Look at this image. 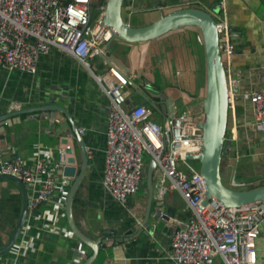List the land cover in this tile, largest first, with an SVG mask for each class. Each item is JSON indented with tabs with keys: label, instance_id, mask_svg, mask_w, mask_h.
<instances>
[{
	"label": "crops",
	"instance_id": "obj_1",
	"mask_svg": "<svg viewBox=\"0 0 264 264\" xmlns=\"http://www.w3.org/2000/svg\"><path fill=\"white\" fill-rule=\"evenodd\" d=\"M156 4L167 8L199 7L208 12L214 5L219 6L214 16L225 18L235 44L233 56L225 63L229 92L235 97L230 103L226 134L232 148L221 162V177L223 184L233 189L260 184L264 180V131L254 128L250 105L244 96L264 86V0H133L132 7L149 8ZM198 35L183 31L158 41L152 48L148 44H115L105 51L110 63L131 80L124 92L125 110L148 106L138 90L153 87L161 92L157 104L168 100L174 116L188 112L202 118L205 61ZM103 60L98 57L92 62L94 73L104 70ZM46 104L65 108L83 131L89 166L71 205L76 228L93 242L114 237L126 240L111 248L100 247L92 264H175L169 260L174 229L162 232V228H151L147 232L142 227L144 217L158 203L154 181L150 209L145 179L125 205L116 203L102 189L108 99L91 73L56 48L39 57L35 74L0 68V116L15 111L14 105L19 111ZM165 119L169 117L163 114L152 118L155 123L160 122L157 124ZM13 121L15 124L5 135L4 150L0 142V160L21 158L30 166L46 157L53 162L58 160L64 147L58 143L61 137L57 132L66 128L65 122L50 121L42 113L24 114ZM61 173L55 171L56 190L50 202L28 213L18 239L20 248L0 256V264H82L91 254L69 229L65 215L69 183ZM163 203L162 213L176 228H183L191 216L185 201L179 194L170 193ZM22 205L23 196L17 185L0 180V246L13 232ZM148 226H153L151 219ZM256 253L258 264H264V222ZM213 264L223 263L216 258Z\"/></svg>",
	"mask_w": 264,
	"mask_h": 264
},
{
	"label": "built area",
	"instance_id": "obj_2",
	"mask_svg": "<svg viewBox=\"0 0 264 264\" xmlns=\"http://www.w3.org/2000/svg\"><path fill=\"white\" fill-rule=\"evenodd\" d=\"M94 2L0 0V68L35 74L39 57L52 48L73 57L91 73L108 99L103 191L125 205L143 184L146 156L155 163L153 181L158 203L167 194L177 193L191 214L185 226L172 234L169 260L175 264H213L219 258L223 264H258L256 241L264 222V203L225 208L212 200L204 205L203 178L187 159L201 151L202 118L180 112L157 124L152 118L158 112L150 106L124 109V92L131 80L117 66L103 60L101 73L92 70L90 62L104 55L112 38L111 29L101 23L105 0L99 2L96 14L91 9ZM216 31L223 39L220 49L228 63L235 44L222 15L217 18ZM234 97L229 92V108ZM244 98L250 105L254 128L264 131V86ZM12 109L18 108L14 105ZM66 160L64 150L55 162L46 157L31 166L21 158L0 160V175L25 185L31 212L50 202L56 190L55 171H60ZM20 246L17 241L9 252Z\"/></svg>",
	"mask_w": 264,
	"mask_h": 264
},
{
	"label": "water",
	"instance_id": "obj_3",
	"mask_svg": "<svg viewBox=\"0 0 264 264\" xmlns=\"http://www.w3.org/2000/svg\"><path fill=\"white\" fill-rule=\"evenodd\" d=\"M132 2L133 0H105L104 16L101 23L112 32V38L105 48L106 51L113 49L115 44L125 46L148 44L152 48L158 41L183 31L199 33L198 39L203 46L205 61V85L201 98L203 116L199 125L202 130V147L199 154L189 155L187 159L199 164V172L206 189L204 205L212 200L225 208L264 203V180L252 188L233 189L225 186L221 177V162L230 154L232 141L226 138L229 116V87L224 64L226 58L221 53L220 44L223 39L216 31L217 19L214 16L215 13H218L219 6L214 5L211 12H208L199 7L167 8L166 5L158 4L149 8H133ZM165 9L169 10L165 11ZM101 58L110 63L104 55ZM138 94L158 114L167 115L169 119L174 117L173 107L168 100L157 104V99L161 96L160 91L148 87L144 91L138 90ZM33 113H42L50 121L65 122L66 124L65 129L57 132V135L61 137L58 139V143L64 147V153L67 155L66 164L61 168L62 179H66L69 183L65 215L73 236L91 251L82 264H92L100 247L111 248L115 244L126 242V240L114 237L93 242L84 237L73 222L72 201L89 166V159L82 134H80L72 114L61 106L46 104L38 108L23 109L1 115L0 142L2 149H5V135L15 124L13 118ZM69 140H71V145ZM154 169L155 163L149 159L144 174L145 188L149 196V209L153 199ZM0 180L14 182L23 196L22 210L17 224L7 242L0 246V256H2L15 246L23 231L29 211L28 193L25 185L10 176L0 175ZM163 204V202L157 203L154 211L144 217L142 227L145 231L148 232L151 228L152 231L162 228V232L170 231V228L175 230V224L165 213H162ZM150 219L153 226H148Z\"/></svg>",
	"mask_w": 264,
	"mask_h": 264
},
{
	"label": "rangeland",
	"instance_id": "obj_4",
	"mask_svg": "<svg viewBox=\"0 0 264 264\" xmlns=\"http://www.w3.org/2000/svg\"><path fill=\"white\" fill-rule=\"evenodd\" d=\"M96 14V13H94ZM92 64V62H90ZM157 123H160L159 121H157ZM144 159H145V162H147L148 158L146 156H144ZM190 165L194 168V169H199V164L197 162H192V161H189ZM245 179H250L248 178V176H244ZM239 180V179H237Z\"/></svg>",
	"mask_w": 264,
	"mask_h": 264
},
{
	"label": "flooded vegetation",
	"instance_id": "obj_5",
	"mask_svg": "<svg viewBox=\"0 0 264 264\" xmlns=\"http://www.w3.org/2000/svg\"><path fill=\"white\" fill-rule=\"evenodd\" d=\"M100 1L101 0H95V2L92 4L91 9L93 13H96Z\"/></svg>",
	"mask_w": 264,
	"mask_h": 264
}]
</instances>
